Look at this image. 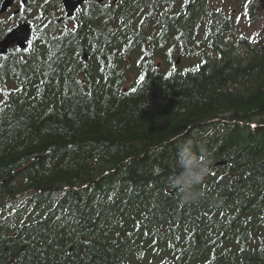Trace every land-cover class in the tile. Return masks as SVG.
<instances>
[{
	"label": "trees",
	"instance_id": "trees-1",
	"mask_svg": "<svg viewBox=\"0 0 264 264\" xmlns=\"http://www.w3.org/2000/svg\"><path fill=\"white\" fill-rule=\"evenodd\" d=\"M62 1L0 17L33 29L0 57V264H264V32L208 0ZM188 139L197 203L171 185Z\"/></svg>",
	"mask_w": 264,
	"mask_h": 264
},
{
	"label": "clouds",
	"instance_id": "clouds-1",
	"mask_svg": "<svg viewBox=\"0 0 264 264\" xmlns=\"http://www.w3.org/2000/svg\"><path fill=\"white\" fill-rule=\"evenodd\" d=\"M194 144L188 139L177 146L176 167L178 171L171 177V185L178 188L182 199L186 203H197L203 193L199 187L208 175V158L198 156L193 150Z\"/></svg>",
	"mask_w": 264,
	"mask_h": 264
},
{
	"label": "rangeland",
	"instance_id": "rangeland-1",
	"mask_svg": "<svg viewBox=\"0 0 264 264\" xmlns=\"http://www.w3.org/2000/svg\"><path fill=\"white\" fill-rule=\"evenodd\" d=\"M260 0H208L209 8L214 11H221L227 18L233 19L236 23L237 29L231 34L233 39L238 37H244L250 42H257L263 36L264 32V12L261 9H257V19L253 23L248 22V15H246V4L252 2L253 4H259ZM19 7L16 3L15 7L1 15L4 21H8L12 16V12ZM261 8V6H260ZM64 12L59 17H63ZM239 18V19H238ZM15 25L19 23V20H14ZM71 26V24H70ZM237 40V39H236ZM179 60L178 66L183 63L182 58ZM182 61V62H181ZM252 124V123H251Z\"/></svg>",
	"mask_w": 264,
	"mask_h": 264
},
{
	"label": "water",
	"instance_id": "water-1",
	"mask_svg": "<svg viewBox=\"0 0 264 264\" xmlns=\"http://www.w3.org/2000/svg\"><path fill=\"white\" fill-rule=\"evenodd\" d=\"M16 0H2L0 4V15L6 13L11 8ZM23 3V8L26 7L27 0H20ZM86 0H63L62 5L65 13V18H71L76 14L78 8H80ZM104 0H98L99 3ZM262 10H264V0H260ZM20 13V9L16 10L13 15L16 16ZM26 36L27 40L22 39ZM33 38L32 28L30 24L20 23L15 29L11 30L6 36L0 41V57L8 54L11 48L21 49L20 52L28 51V43ZM179 60H177V64Z\"/></svg>",
	"mask_w": 264,
	"mask_h": 264
},
{
	"label": "snow or ice",
	"instance_id": "snow-or-ice-1",
	"mask_svg": "<svg viewBox=\"0 0 264 264\" xmlns=\"http://www.w3.org/2000/svg\"><path fill=\"white\" fill-rule=\"evenodd\" d=\"M245 7H247V5L245 6ZM21 9L23 10V3L21 4ZM246 15H247V13H245ZM239 19V18H238ZM22 39H24V40H27V37L26 36H24V37H22ZM31 44V41H29V45ZM17 51H20L21 49H16ZM199 68H200V65H197L196 66V68L194 69V70H199ZM141 79V81L144 79V77H141L140 78ZM252 127H256V125H253ZM201 159H203V156H201Z\"/></svg>",
	"mask_w": 264,
	"mask_h": 264
},
{
	"label": "flooded vegetation",
	"instance_id": "flooded-vegetation-1",
	"mask_svg": "<svg viewBox=\"0 0 264 264\" xmlns=\"http://www.w3.org/2000/svg\"><path fill=\"white\" fill-rule=\"evenodd\" d=\"M122 0H104V3H107L108 5H113L115 3H119L121 2Z\"/></svg>",
	"mask_w": 264,
	"mask_h": 264
}]
</instances>
